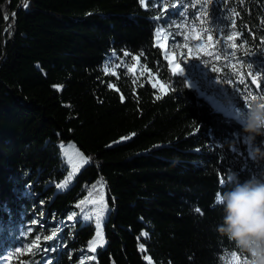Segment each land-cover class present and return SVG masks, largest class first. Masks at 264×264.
I'll use <instances>...</instances> for the list:
<instances>
[{"label": "trees", "instance_id": "trees-1", "mask_svg": "<svg viewBox=\"0 0 264 264\" xmlns=\"http://www.w3.org/2000/svg\"><path fill=\"white\" fill-rule=\"evenodd\" d=\"M165 23L211 37L198 62L235 110L264 95V0H0L3 264L248 262L217 231L214 201L234 182H264V160L249 158L235 119L170 72L154 45ZM109 56L115 75L102 72ZM134 57L164 94L129 73ZM68 142L87 163L67 183L58 144ZM95 185L107 216L104 243L90 252L92 224L69 217Z\"/></svg>", "mask_w": 264, "mask_h": 264}, {"label": "rangeland", "instance_id": "rangeland-1", "mask_svg": "<svg viewBox=\"0 0 264 264\" xmlns=\"http://www.w3.org/2000/svg\"><path fill=\"white\" fill-rule=\"evenodd\" d=\"M159 1L164 2L165 0ZM141 2L143 5L145 0H141ZM186 37H188V39H186ZM197 37H199V39H197ZM154 45L160 50L162 58L167 63L170 72L183 78L186 85L195 91L196 94L207 103L209 102V106L215 112L219 111L218 113L220 115L228 119H231V117L227 115L229 112L236 116V110L233 103L227 99L224 90L214 81L207 79L204 67L198 62L200 55H204L209 47L208 35L203 33L201 29H197L193 26H184L183 24L169 26L167 23L164 25L158 24L154 30ZM161 45H163V47ZM175 65H179V71L174 72ZM119 66L120 65L114 61V56L106 57L102 64V72L106 75H115ZM130 68H132L133 71L130 72ZM128 71L132 76L146 74L150 86L154 89L157 95L166 92L167 89L165 86L163 89L158 86H153L156 82H159V84L162 83L155 76L148 74L137 58L133 59L132 65L128 68ZM223 108L224 110H222ZM223 112H226V114H223ZM234 119L237 121V117ZM58 147L60 158L63 160V163L67 168L65 182L68 183L71 181L74 174L84 166L85 158L71 142L59 143ZM93 189L94 188H89L86 191L81 202L76 204V209L72 212V219H69L73 220L74 217L76 218L77 216H80L82 224H92L94 231L88 242V250L90 252L93 251L90 248V242L96 237L98 223L97 217L99 216V224L102 229V223L107 216L102 192L99 190L98 186L96 187V185L95 192H92ZM86 204L90 205V211L87 214L80 215V207H83ZM77 205L80 206L77 207ZM98 245L99 244H97V246ZM90 259V255H86L83 262L89 264Z\"/></svg>", "mask_w": 264, "mask_h": 264}, {"label": "clouds", "instance_id": "clouds-1", "mask_svg": "<svg viewBox=\"0 0 264 264\" xmlns=\"http://www.w3.org/2000/svg\"><path fill=\"white\" fill-rule=\"evenodd\" d=\"M237 123L242 128L243 142L253 161L264 160V99L251 100L236 109ZM215 204L223 209L217 231L247 254L248 264H264V182L248 179L234 182L230 190L218 191Z\"/></svg>", "mask_w": 264, "mask_h": 264}, {"label": "snow or ice", "instance_id": "snow-or-ice-1", "mask_svg": "<svg viewBox=\"0 0 264 264\" xmlns=\"http://www.w3.org/2000/svg\"><path fill=\"white\" fill-rule=\"evenodd\" d=\"M212 3H214V0H212ZM26 6H27V4H25V7H26ZM216 30H217V31H220L219 28H217ZM158 35H159V34H158ZM186 39H188V37H186ZM197 39H199V37H197ZM209 39H211V37H209ZM228 39H229V40H234V37H229ZM241 39H246V37H241ZM220 44H221L220 52H221V54L224 56V58L227 59V51H226V49L224 48V41L221 40V41H220ZM161 46L163 47V45H161ZM235 47H236V45H235V43H233V44H232V48H235ZM190 51H191V50H190ZM207 54H208V55H212V52H209V53H207ZM232 55L235 56V52H232ZM215 58H216V59H220V56H216ZM133 59H136V58L134 57ZM170 62H171V61H170ZM233 68H234V66H233ZM179 70H180V69H179V65H175V67H174V72H175V71H179ZM129 71L131 72V71H133V69L130 68ZM214 71H219V68H214ZM257 79H258V78L253 77V83H256V82H257ZM241 83H244L243 78H241ZM260 84H261V85H264V80H260ZM153 86H154V87H157V86H158V87H160L161 89L164 88V85L159 84V82L154 83ZM110 87H111V85H110ZM250 98H251V100H255L257 97H256V96H251ZM260 98H261V99H264V95H261ZM122 99H123V98H122ZM242 107H244V106L242 105ZM84 163H87V160H86V159L84 160ZM227 180H228L229 182L234 181V176H233V175H228ZM220 183L223 184V183H225V181H224V180H221ZM82 203H83V202H82ZM79 206H80V205H77V207H79ZM105 207H106V205H105ZM196 212L202 214V210H201L200 208H198V207L196 208ZM69 219H72V217H69ZM97 219H98V223H97L96 237H95V239H94L93 241L90 242V248H91V250H93V251L95 250L97 244L102 245V244L104 243V240H103V232H102V229L100 228V224H99V216L97 217ZM53 235H55V233H54ZM143 235H146V233H144ZM49 239H51V237H49ZM141 249L143 250V245H141ZM232 257H233V258H236V253H235V252L232 253ZM222 259H223V257H222ZM0 264H3V260H2V259H0ZM244 264H248V262L245 260Z\"/></svg>", "mask_w": 264, "mask_h": 264}, {"label": "bare ground", "instance_id": "bare-ground-1", "mask_svg": "<svg viewBox=\"0 0 264 264\" xmlns=\"http://www.w3.org/2000/svg\"><path fill=\"white\" fill-rule=\"evenodd\" d=\"M206 98V97H205ZM209 100V99H208ZM209 103V102H208ZM212 103V102H211ZM216 106H218V105H216ZM219 110H221V109H219ZM222 110H224V108L222 109ZM217 111V110H216ZM219 112V111H218ZM223 114H226V112L224 113L223 112ZM228 116H230L232 119H234V118H236V116H235V114L233 115V113H231V112H229V114H227ZM234 117V118H233Z\"/></svg>", "mask_w": 264, "mask_h": 264}, {"label": "water", "instance_id": "water-1", "mask_svg": "<svg viewBox=\"0 0 264 264\" xmlns=\"http://www.w3.org/2000/svg\"><path fill=\"white\" fill-rule=\"evenodd\" d=\"M250 82L252 83V86L254 87V88H257V83H253V78H250ZM198 97H200V96H198ZM201 98V97H200ZM216 113H218V112H216ZM235 121V120H234ZM237 122V121H236Z\"/></svg>", "mask_w": 264, "mask_h": 264}]
</instances>
